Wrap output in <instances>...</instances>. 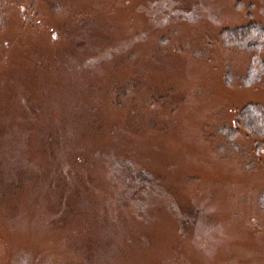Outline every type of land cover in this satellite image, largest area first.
Wrapping results in <instances>:
<instances>
[{
    "label": "rangeland",
    "instance_id": "1",
    "mask_svg": "<svg viewBox=\"0 0 264 264\" xmlns=\"http://www.w3.org/2000/svg\"><path fill=\"white\" fill-rule=\"evenodd\" d=\"M250 23L264 0H0V264H264V40L222 35Z\"/></svg>",
    "mask_w": 264,
    "mask_h": 264
},
{
    "label": "trees",
    "instance_id": "2",
    "mask_svg": "<svg viewBox=\"0 0 264 264\" xmlns=\"http://www.w3.org/2000/svg\"><path fill=\"white\" fill-rule=\"evenodd\" d=\"M222 35L224 41H229L242 47L249 45L260 47V43L264 40V29L259 24L250 23L241 28L224 30ZM257 69L254 62H252L247 81L252 82L256 78L254 70L256 71ZM262 113L261 107L251 104L247 105L240 113L243 126L247 129L263 131L264 119Z\"/></svg>",
    "mask_w": 264,
    "mask_h": 264
}]
</instances>
